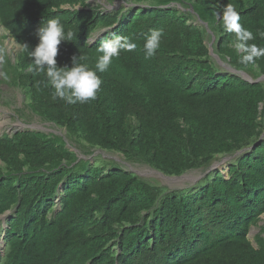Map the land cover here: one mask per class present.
I'll list each match as a JSON object with an SVG mask.
<instances>
[{
  "label": "trees",
  "instance_id": "16d2710c",
  "mask_svg": "<svg viewBox=\"0 0 264 264\" xmlns=\"http://www.w3.org/2000/svg\"><path fill=\"white\" fill-rule=\"evenodd\" d=\"M132 1L140 4L103 12L86 0H0V24L20 46L6 71L32 113L63 128L84 155L118 153L166 176L233 157L227 177L210 169L192 186L168 189L114 159L78 158L61 136L2 134L0 216L9 214L0 264H264V237H248L264 213V80L255 81L264 56L242 63L222 20L231 4L254 35L248 44L264 48V0ZM51 18L73 33L59 45V67L77 56L95 69L97 48L116 35L136 43L97 73L96 99L53 101L46 72L34 69L36 30ZM151 29L163 36L146 58ZM212 35L218 58L252 81L211 57Z\"/></svg>",
  "mask_w": 264,
  "mask_h": 264
},
{
  "label": "clouds",
  "instance_id": "9594fccd",
  "mask_svg": "<svg viewBox=\"0 0 264 264\" xmlns=\"http://www.w3.org/2000/svg\"><path fill=\"white\" fill-rule=\"evenodd\" d=\"M222 20L225 31L235 34L237 49L245 53L241 60L242 63H253L256 58L264 56V48L248 44V41L254 39V35L252 31L240 24V13L234 6L229 4L224 8ZM198 23L202 22L198 21ZM35 35L38 43L32 47L30 52L34 69L46 72L51 87L54 89L52 100L61 99L68 104L87 103L96 99L102 84V79L97 73L107 71L113 58L119 57L121 50L131 52L137 47L136 43L129 38L116 35L103 40L97 48L101 55L96 61L95 69L85 63L77 62V56L72 57L71 67H59L56 60L59 45L62 41H71L73 33L65 32L59 18H51L37 28ZM162 36V29L150 30L143 44L146 58H151L156 54ZM25 47L27 48L28 45L25 44Z\"/></svg>",
  "mask_w": 264,
  "mask_h": 264
},
{
  "label": "rangeland",
  "instance_id": "374dc122",
  "mask_svg": "<svg viewBox=\"0 0 264 264\" xmlns=\"http://www.w3.org/2000/svg\"><path fill=\"white\" fill-rule=\"evenodd\" d=\"M86 3L90 6L98 5L99 9L103 12L118 10L121 6H125V8H128L129 6H137L140 4H137L132 0L123 2L121 0H114L111 3H109L107 0H86ZM65 7L67 8L68 6L65 5ZM75 8H79V6L76 5ZM101 31L102 29H98L93 32L89 38L90 41H93L101 33ZM19 51L20 46L14 41V39L9 36L8 32L0 24V135H10L16 131L22 130H36L61 136L66 140L65 130L63 128H58L51 122L43 120L38 115L32 113V111L26 106L23 88L14 84L15 82L13 80V71H6L8 68L7 62L9 61L10 63H14ZM211 57L216 60L223 68L226 69V67L228 66L226 60H221L220 58L217 59L214 56ZM66 142L71 149L76 150L78 158H86L92 161L93 156H95V161L100 162V159H102V157H99L97 155H102L106 159H114L122 166V168L133 171L139 176L147 179L148 181L167 187L168 189H182L192 186L196 184L201 178H203L204 174L208 170L215 168L219 169L222 172L223 176L226 178L227 163L233 158H219L213 162V164L210 166L211 168H207L205 170H189L183 174L189 175L188 179H176L178 177L163 175L162 173L156 171L155 169H152L144 163L125 160L123 156L118 153L95 150L93 154L84 155V152L77 148L74 144L72 145L68 140H66ZM8 214L9 213L7 211L5 214L0 216L1 228L6 226L5 219ZM257 233H261V235L264 237V213L261 214L259 221L250 228L248 237L253 244H255L253 239L254 235H256ZM3 245L4 242L2 232L0 233V253H2Z\"/></svg>",
  "mask_w": 264,
  "mask_h": 264
},
{
  "label": "water",
  "instance_id": "95a60500",
  "mask_svg": "<svg viewBox=\"0 0 264 264\" xmlns=\"http://www.w3.org/2000/svg\"><path fill=\"white\" fill-rule=\"evenodd\" d=\"M204 24H205V26L207 25L206 23H204ZM209 32H210V30H209ZM213 41H214V36L212 35V36H211V42L209 43V54H210L211 56H214L215 58L218 59V56H217L215 53H213V51H212L211 44H212ZM226 69L230 70L231 72L240 73V74L242 75L243 78H245V79H247V80H249V81H252V79L249 78V77H248L244 72H242V71L235 70V69H233L232 67H230L229 65L226 67ZM260 80H264V75L260 76V77L257 78L255 81H260ZM183 174H184V173H183ZM183 174H181V175H179V176H171V177H181V176H183Z\"/></svg>",
  "mask_w": 264,
  "mask_h": 264
},
{
  "label": "bare ground",
  "instance_id": "6f19581e",
  "mask_svg": "<svg viewBox=\"0 0 264 264\" xmlns=\"http://www.w3.org/2000/svg\"><path fill=\"white\" fill-rule=\"evenodd\" d=\"M158 173V172H157ZM189 175H183L182 177H178L176 179H188ZM168 178V177H167Z\"/></svg>",
  "mask_w": 264,
  "mask_h": 264
}]
</instances>
